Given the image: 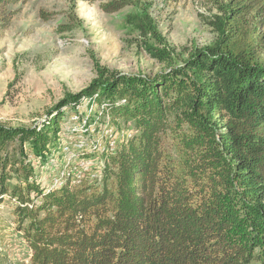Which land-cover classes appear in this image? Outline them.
<instances>
[{
  "label": "trees",
  "instance_id": "obj_1",
  "mask_svg": "<svg viewBox=\"0 0 264 264\" xmlns=\"http://www.w3.org/2000/svg\"><path fill=\"white\" fill-rule=\"evenodd\" d=\"M206 1L212 43L172 57L142 8L129 23L168 69L150 78L103 68L62 101L75 111L89 101L96 124L123 133L101 153L79 152L101 165L69 163L41 187L29 153L45 162L60 152L65 112L41 128L0 126V204L17 203L31 264H264V0ZM15 140L30 144L22 159L6 150Z\"/></svg>",
  "mask_w": 264,
  "mask_h": 264
},
{
  "label": "rangeland",
  "instance_id": "obj_2",
  "mask_svg": "<svg viewBox=\"0 0 264 264\" xmlns=\"http://www.w3.org/2000/svg\"><path fill=\"white\" fill-rule=\"evenodd\" d=\"M111 1L25 0L0 8L10 19L7 24L0 23V126L41 128L60 111L65 112L58 145L52 148L60 152L52 151L45 162L29 153L41 187H55L69 163L86 168L101 165L99 158L81 161L79 152L101 153L111 140L120 141L123 136L110 126L109 119L98 124L93 121L89 101L78 105L76 111L63 106L68 95L89 87L103 68L150 78L168 69L145 49L129 15L145 9L163 45L179 59L216 39L204 23L215 12L206 0H141V7L107 13L103 5ZM29 146L22 147L15 140L6 150L22 159L26 154L21 149ZM32 198L39 202L34 194ZM16 204L10 197L0 204V264H31V250L17 228Z\"/></svg>",
  "mask_w": 264,
  "mask_h": 264
}]
</instances>
